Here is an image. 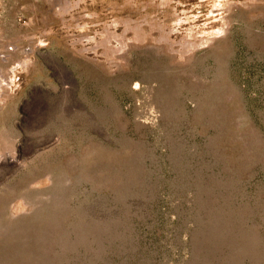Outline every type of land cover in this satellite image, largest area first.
Segmentation results:
<instances>
[{
    "label": "rangeland",
    "instance_id": "rangeland-1",
    "mask_svg": "<svg viewBox=\"0 0 264 264\" xmlns=\"http://www.w3.org/2000/svg\"><path fill=\"white\" fill-rule=\"evenodd\" d=\"M0 264H264V0H0Z\"/></svg>",
    "mask_w": 264,
    "mask_h": 264
},
{
    "label": "bare ground",
    "instance_id": "bare-ground-1",
    "mask_svg": "<svg viewBox=\"0 0 264 264\" xmlns=\"http://www.w3.org/2000/svg\"><path fill=\"white\" fill-rule=\"evenodd\" d=\"M187 45V44H186Z\"/></svg>",
    "mask_w": 264,
    "mask_h": 264
}]
</instances>
